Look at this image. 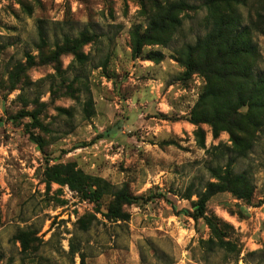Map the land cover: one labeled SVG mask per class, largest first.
Wrapping results in <instances>:
<instances>
[{"label": "rangeland", "instance_id": "obj_1", "mask_svg": "<svg viewBox=\"0 0 264 264\" xmlns=\"http://www.w3.org/2000/svg\"><path fill=\"white\" fill-rule=\"evenodd\" d=\"M169 2L185 5L174 11L179 23L165 44L144 47V56L165 54L154 63L134 57L131 37L136 26L146 30L151 1L0 0V264H81L70 251L72 239L85 264H264V128L249 157L234 165L236 174L251 176L252 199L222 192L207 202L208 215L227 226L225 240L238 257L209 251L203 243L211 238L209 226L188 214L197 195L182 198L187 188L204 192L206 183L216 182L208 168H225L234 155L227 150L230 135L215 138L207 124L201 126L205 146H199L188 116L206 81L199 74L184 79L173 57L212 29L210 0ZM215 6L216 15L230 13L241 28L250 27L257 51L251 61L264 74V0ZM41 27L47 43L37 49ZM82 33L92 39L83 48L84 64L71 54L49 60L56 43ZM27 54L36 57L33 65ZM20 65L25 71L12 79ZM35 108L50 129H31L45 140L44 152L26 130L31 119L21 116ZM47 162L72 163L117 188L127 183L145 199L125 208L128 222H109L103 214L110 197L98 206L66 186H48ZM82 217L89 222L85 231ZM22 232L30 235L27 252Z\"/></svg>", "mask_w": 264, "mask_h": 264}, {"label": "trees", "instance_id": "obj_2", "mask_svg": "<svg viewBox=\"0 0 264 264\" xmlns=\"http://www.w3.org/2000/svg\"><path fill=\"white\" fill-rule=\"evenodd\" d=\"M145 1L154 4V12L150 15L146 30L142 31L141 26H136L131 34L132 53L135 58L144 56L143 49L146 46L165 44L167 35L172 34L179 23L174 17V11L185 5L184 2L171 3L169 0ZM216 1L218 0H210L207 3L208 23L212 25V29L205 37L198 39L195 45L186 47L178 57H173L185 69L184 79L188 80L193 74H199L206 81L203 92L188 116V121L197 127L195 136L199 146L202 148L205 146V132L201 126L207 124L212 128L215 138L221 132L230 135L232 144L231 147L227 146V150L234 156L228 159L225 168H208L216 182L206 183L204 192L195 193L191 188H187L182 198L190 200L193 195H197L198 200L191 202L193 212L188 214L195 221L202 219L209 226L211 238L203 242L209 246V251L226 250L234 252L238 257L240 251L232 242L225 240L223 228L227 226L208 215L207 202L210 197L222 192H230L239 200L252 199L254 186L251 176L247 172L236 174L234 165L238 160L249 157L264 128V74L256 73L251 61L257 51L252 43L250 27L241 28V24L235 21L230 13L218 12L216 15ZM143 6L146 8L144 3ZM39 29L40 43L37 49L47 43L43 28ZM91 41L86 33H82L78 39L66 37L61 44H55V50L49 60L57 62L63 55L71 54L74 63L84 64L88 59L83 48ZM144 57L154 63H160L166 56L161 51L150 50ZM26 59L29 65H33L36 57L27 54ZM16 69V73L11 75L12 79L25 71L24 65ZM25 85H32V82H26ZM90 104L87 105L89 109L92 106ZM41 111L39 108L22 111L21 116L31 119V123L26 125V130L30 133L31 140L44 152L45 140L31 130L50 132V129L41 122ZM88 115L90 116V112ZM219 147L213 149L217 150ZM43 177L48 186L51 183L66 186L82 199L98 206L104 198L110 197L107 212L103 214L109 222H128L130 215L125 208L145 199L142 196H134L127 183L117 188L106 179L87 174L72 163L50 165L47 162ZM147 198L151 199V196ZM91 217L96 219L95 216ZM86 219L87 217L78 219L79 228L84 231L89 226ZM19 239L22 250L24 252L30 250V235L22 232ZM69 245L71 253L74 256L79 254L81 264H85L84 254L74 247L73 239Z\"/></svg>", "mask_w": 264, "mask_h": 264}]
</instances>
